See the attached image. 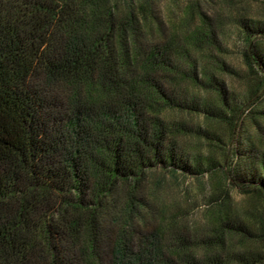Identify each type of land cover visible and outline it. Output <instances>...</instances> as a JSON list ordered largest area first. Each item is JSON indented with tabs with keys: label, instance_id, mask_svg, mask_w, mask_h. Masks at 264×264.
Listing matches in <instances>:
<instances>
[{
	"label": "trees",
	"instance_id": "trees-1",
	"mask_svg": "<svg viewBox=\"0 0 264 264\" xmlns=\"http://www.w3.org/2000/svg\"><path fill=\"white\" fill-rule=\"evenodd\" d=\"M146 10L150 0H0V264H264V136L243 138L229 160L242 104L217 77L225 64L192 53L220 48L215 25L198 10L192 29L184 20L182 32L156 34ZM236 24L251 79L264 24ZM188 83L213 99L176 97ZM260 92L257 75L246 99ZM252 113L259 130L264 103ZM182 114L226 130L189 128ZM187 133L202 142L184 159ZM157 168L209 173L217 193L230 184L251 196L258 229L246 232L258 247L227 253L223 207L199 247L169 224L139 231L151 213L141 190Z\"/></svg>",
	"mask_w": 264,
	"mask_h": 264
},
{
	"label": "rangeland",
	"instance_id": "rangeland-1",
	"mask_svg": "<svg viewBox=\"0 0 264 264\" xmlns=\"http://www.w3.org/2000/svg\"><path fill=\"white\" fill-rule=\"evenodd\" d=\"M150 9L146 12L153 21L152 27L156 30V34L160 30L169 34L174 28H177L179 32L182 29L185 30L186 28L182 25L184 20L189 22L190 29H192L199 24L197 16L195 17V13H193L198 10L204 13L209 24L215 25L216 43L220 48L214 49V52L211 53L206 46L203 51H193L192 53L199 61L210 59L225 64L227 71L222 73L217 70V77L230 88L231 97L236 99L239 105L242 104L234 138L224 147L228 151L230 160L243 138L264 136V121L258 120L259 130L252 121V117L255 116L252 112L257 111L258 106L264 103V94L256 93L246 99L251 82L257 75L264 76V64L259 67L255 66L256 72L251 79L244 77L248 73L245 71L242 54L248 47L242 29L236 24L237 18H244L245 22L249 24H264V0H150ZM158 39L159 36H156L155 40ZM252 40V43L258 44L264 54V35L255 34ZM207 64L210 65V63ZM196 72L200 78V71L196 70ZM183 88L187 93L182 96L176 95V97L191 98L190 95H193L196 102L198 101L200 104L213 99L212 94L190 83L184 84ZM179 116L177 118L185 122L189 128L202 130L208 128L216 133L226 130L224 125L206 120L202 115L182 114ZM179 137V144L185 152H190L185 153L183 158H189L191 152L197 148L195 146L200 139L192 133ZM199 150L205 156L208 146L202 145ZM221 154L218 157L222 160ZM228 167H230L229 162L225 165V168ZM150 177L146 180L141 193L146 196L145 200L150 204L151 213L147 216L145 223L143 221L135 222L139 231L148 234L161 223L164 226L169 224L173 234L185 238V243L199 247L204 242L203 240L212 234V230L209 228L214 220V211L218 207H223L229 209L232 215V219L229 220L232 228H224L228 232L225 236L229 247L227 253L230 255L232 251L244 252L245 249L258 247L252 240L254 238L246 232L255 233L258 229L257 216L253 215L251 211L255 203L251 196L242 194L238 188L230 184H228L227 195L217 193L214 189L215 178L211 179L209 173L202 176L182 173L173 175L168 170L157 168L151 172ZM167 238H169V233ZM210 240L212 239L210 238Z\"/></svg>",
	"mask_w": 264,
	"mask_h": 264
}]
</instances>
